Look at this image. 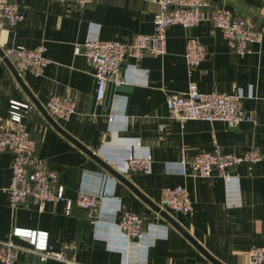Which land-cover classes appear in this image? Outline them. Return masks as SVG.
<instances>
[{
	"label": "crops",
	"instance_id": "0c3cea01",
	"mask_svg": "<svg viewBox=\"0 0 264 264\" xmlns=\"http://www.w3.org/2000/svg\"><path fill=\"white\" fill-rule=\"evenodd\" d=\"M208 1L205 18L223 8L260 34L250 53L231 56L220 30L208 21L190 29L174 25L167 30L165 55L129 60L123 67L124 83L108 84L103 102L97 103L84 42L89 38L129 42L136 35L152 34L156 7L151 0H96L82 10L47 0H13L23 19L15 28L2 30L0 50L43 47L51 64L41 77L21 75L32 102L13 76V65L9 62L10 68L0 56V128L11 126L9 102L30 103L33 110L22 126L39 141L37 160L58 175L65 200L74 201L79 191L100 200L94 218L76 206L67 215L65 202L48 203L41 212L33 206L12 210L6 191L11 157L0 152V242L14 228L46 232L55 252L81 264H214L203 252L220 264H249L248 250L264 248V1ZM187 37L197 38L206 50V58L193 69L183 58ZM190 83L201 94L238 96L252 121L228 128L220 122L180 124L170 119L167 95L185 92ZM51 97L69 99L75 106L67 120L51 117L58 127L146 200L158 206L161 188L185 187L193 212L167 213L195 244L46 121L44 106ZM215 147L237 156L256 149L263 159L236 166L228 187L216 174L204 179L185 174L182 158ZM129 153L149 155L150 172L126 173L124 159ZM122 212L143 217L144 233L138 242L125 240L118 231ZM13 242L21 248L14 264H61L43 259L22 240ZM70 243L75 249L65 250Z\"/></svg>",
	"mask_w": 264,
	"mask_h": 264
},
{
	"label": "built area",
	"instance_id": "2783aa9c",
	"mask_svg": "<svg viewBox=\"0 0 264 264\" xmlns=\"http://www.w3.org/2000/svg\"><path fill=\"white\" fill-rule=\"evenodd\" d=\"M51 3L67 5L69 8L84 9L96 0H47ZM264 1V0H262ZM156 11L153 17V33L136 35L129 42L100 41L87 39L83 44V55L93 68L95 79V101L103 102L108 84L121 86L123 67L129 60L140 61L144 57L159 58L166 53V34L169 27L177 25L183 29L198 26L208 21L220 30L228 51L233 57L250 53V46L260 39V34L243 18L231 11L217 8L208 17L204 10L209 7L208 0H151ZM23 19L13 0H0V36L5 28L13 29ZM77 53L79 48L75 50ZM44 48L32 50L23 48L3 52V59L8 60L19 77L30 74L41 77L51 61L44 57ZM183 58L187 68L193 69L206 58L203 44L195 37L185 39ZM240 98L228 94L211 92L201 94L195 83H190L185 92L167 95L165 106L168 117L183 124L187 121L220 122L228 128H235L242 122H251L252 117L240 106ZM33 110L30 103L9 102L8 122L10 127L0 128V152H7L11 157L10 181L6 189L9 206L12 210L33 206L43 211L48 203L65 202L66 214L72 205L84 210L94 218L99 206V197L84 191L77 193L74 201L65 200L64 186L58 175L45 168L37 160L39 141L22 126ZM44 110L51 118L67 120L75 112V106L69 99L51 97ZM111 120V118H110ZM136 147L140 146L137 142ZM261 154L250 150L242 156L225 154L218 147L210 152H202L190 159L182 158L180 164L185 174L189 171L195 178H210L213 174L220 177L228 187L232 182V170L241 163L256 164L262 160ZM152 159L149 155L138 156L129 153L124 159L126 173L148 174ZM158 207L168 213L191 214L192 202L184 186L163 187L160 190ZM118 231L127 241L138 242L144 233L143 217L122 212ZM19 239L29 244L43 259H52L61 264H81L63 252H55L48 244V234L22 228H14L10 237L0 242V264H14L21 248L13 240ZM65 250H74V244H68ZM247 256L249 264H264V248L252 246Z\"/></svg>",
	"mask_w": 264,
	"mask_h": 264
},
{
	"label": "water",
	"instance_id": "95a60500",
	"mask_svg": "<svg viewBox=\"0 0 264 264\" xmlns=\"http://www.w3.org/2000/svg\"><path fill=\"white\" fill-rule=\"evenodd\" d=\"M0 56L3 59V53L0 50ZM4 62H6V64L11 68L10 63L8 60L3 59ZM13 76L15 77V79L19 82V84L22 86V89L26 92L27 96L29 97V99L33 102V98L32 96L28 93L27 89L25 88V86H23V83L21 81V78L17 75V73L15 71H13ZM46 121L56 130L58 131L60 134H62L63 136H65L66 138H68L69 140H71V138H69L59 127L58 125L52 120V118H50L49 116L45 115ZM73 141V140H71ZM73 143H75L73 141ZM77 145V147H79V149L82 150V152L84 154H86L90 159H92L98 166H100L104 171H106L108 174H110L111 176H113L115 179H117L119 182H121L122 184H124L125 186H127L130 190H132L142 201H144L155 213H157L163 220H165L166 222H168L171 226H173L174 228H176L177 230H179V232H181V234H183V236H185L189 241H191L193 244H195V242H193L191 240V238L175 223V221L169 216V214L163 210H161L158 206L152 204L151 202H149L148 200H146L141 194H139L124 178L123 176H121L120 174H118L115 170H113L109 165H107L104 161H102L100 158H98L93 152L88 151L87 149H85L84 147L80 146L79 144L75 143ZM198 247V246H197ZM199 248V247H198ZM207 258L214 264H220L217 261L213 260L211 257H209L205 252H203Z\"/></svg>",
	"mask_w": 264,
	"mask_h": 264
},
{
	"label": "trees",
	"instance_id": "16d2710c",
	"mask_svg": "<svg viewBox=\"0 0 264 264\" xmlns=\"http://www.w3.org/2000/svg\"><path fill=\"white\" fill-rule=\"evenodd\" d=\"M75 206L74 204L72 205V207ZM72 209V208H71Z\"/></svg>",
	"mask_w": 264,
	"mask_h": 264
}]
</instances>
